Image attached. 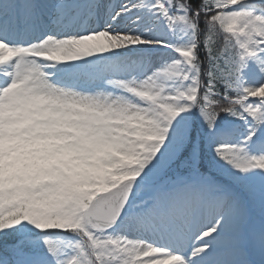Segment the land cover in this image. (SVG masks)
<instances>
[{"label":"snow or ice","instance_id":"obj_1","mask_svg":"<svg viewBox=\"0 0 264 264\" xmlns=\"http://www.w3.org/2000/svg\"><path fill=\"white\" fill-rule=\"evenodd\" d=\"M0 264H264V0H0Z\"/></svg>","mask_w":264,"mask_h":264}]
</instances>
